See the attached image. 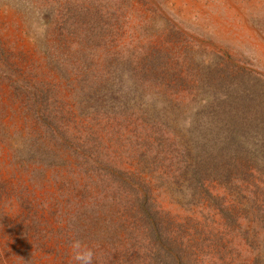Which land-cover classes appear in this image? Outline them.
<instances>
[{
  "label": "rangeland",
  "instance_id": "rangeland-1",
  "mask_svg": "<svg viewBox=\"0 0 264 264\" xmlns=\"http://www.w3.org/2000/svg\"><path fill=\"white\" fill-rule=\"evenodd\" d=\"M76 241L264 264V0H0V264Z\"/></svg>",
  "mask_w": 264,
  "mask_h": 264
},
{
  "label": "clouds",
  "instance_id": "clouds-1",
  "mask_svg": "<svg viewBox=\"0 0 264 264\" xmlns=\"http://www.w3.org/2000/svg\"><path fill=\"white\" fill-rule=\"evenodd\" d=\"M72 247L77 264H93L91 250L83 247L79 241L74 242Z\"/></svg>",
  "mask_w": 264,
  "mask_h": 264
},
{
  "label": "trees",
  "instance_id": "trees-1",
  "mask_svg": "<svg viewBox=\"0 0 264 264\" xmlns=\"http://www.w3.org/2000/svg\"><path fill=\"white\" fill-rule=\"evenodd\" d=\"M96 163H93L92 165H95Z\"/></svg>",
  "mask_w": 264,
  "mask_h": 264
}]
</instances>
